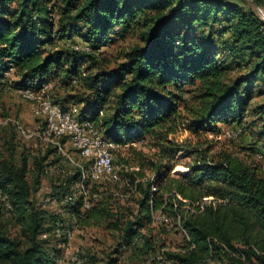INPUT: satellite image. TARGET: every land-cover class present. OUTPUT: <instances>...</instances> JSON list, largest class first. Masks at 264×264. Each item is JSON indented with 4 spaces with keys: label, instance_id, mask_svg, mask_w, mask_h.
Returning <instances> with one entry per match:
<instances>
[{
    "label": "trees",
    "instance_id": "trees-1",
    "mask_svg": "<svg viewBox=\"0 0 264 264\" xmlns=\"http://www.w3.org/2000/svg\"><path fill=\"white\" fill-rule=\"evenodd\" d=\"M250 1L264 6V0ZM251 2L59 0L54 4L53 0H0V77L13 70L14 88L36 90L59 80L66 94L50 95L53 103L64 109L82 105L79 121L94 122L119 146L148 136L157 149L146 162H139L138 170L128 173L131 181L140 180L137 194L131 198L137 208L126 205L131 200L110 194L114 184L88 181L91 206L85 208V196H74L81 171L71 165V171L64 169L61 162L66 160L56 147L47 146L45 154L33 156L26 150L18 152L17 145L5 139L9 153L0 148V197L4 199L0 206V264H51L57 258L40 235L61 229L66 240L70 227L59 216L34 206L29 199L33 185L28 181L32 172L38 186L46 169L53 166L64 174L52 184L51 196L73 203L71 217L77 225H106L118 231L115 252L120 255L130 250L140 264H158L156 255L165 247H169L164 252L167 259L199 264L207 257L209 236L228 245L236 241L251 244L264 252V173L258 166L230 153L210 156L212 144L202 147L198 142L183 148L185 155L197 157L189 170L179 178L170 173L175 166L170 158L181 151L171 134L182 127L199 139L203 133L217 134L218 123L231 118L239 121L245 115L252 85L264 82V20ZM196 29L206 30L204 41L192 39ZM120 30L135 33L138 41L125 52L122 62L104 68L98 52L111 32ZM57 39L85 44L89 50L59 49ZM232 67L235 76L230 74ZM77 86L81 91L71 93ZM257 115L263 118L264 128V105ZM49 157L53 159L49 161ZM32 161L33 168L29 166ZM145 166L152 169L154 179L145 173ZM95 192L101 195L94 197ZM177 194L190 202L210 195L227 197L228 202L211 203L191 213ZM176 204L189 240L183 236L182 245L173 247L161 238L167 233L164 228L156 231L153 212L163 209L175 215ZM4 209L18 212L25 242L10 234ZM47 216L51 217L50 227L45 226ZM248 255L255 254L250 250ZM89 260L96 261L94 257ZM225 264L239 262L227 258Z\"/></svg>",
    "mask_w": 264,
    "mask_h": 264
},
{
    "label": "rangeland",
    "instance_id": "rangeland-1",
    "mask_svg": "<svg viewBox=\"0 0 264 264\" xmlns=\"http://www.w3.org/2000/svg\"><path fill=\"white\" fill-rule=\"evenodd\" d=\"M247 1L251 2L250 0ZM53 3L58 4L59 0H53ZM15 4L13 3L12 7H15ZM252 5L264 20V6L258 7L254 3ZM204 36H206V30L196 29L191 32L193 40L202 42L205 39ZM137 41L138 37L135 33L122 30L111 32L108 41L105 42V45L98 52V58L104 60L103 67L107 69L114 68L116 64L122 62L125 52ZM56 42L59 49L72 45L71 43H64L60 39H57ZM230 69L232 71L230 74L235 76L236 73L233 72L236 71L235 67ZM8 80H15L14 75H9ZM63 86L59 80L54 79L49 90V95H53L59 91L62 95L66 94L61 90V88H64ZM191 88V85L186 86L188 91ZM73 90H70L71 93L81 91L79 86L73 88ZM251 95V100L248 106L245 107V115L242 116L241 121H238V118L237 121H233L234 119L231 118L228 122L218 123L217 128L219 132L217 134L211 132L203 133L199 139L196 134L189 132L186 127H182L179 128L178 132L170 135V139L181 145V151L173 158H170V163L175 165L170 172L171 176L175 178L181 177L184 172L189 170V165L197 160V157L193 154L185 155L183 148L184 146L197 145L198 142L203 144L201 145L202 147H206L208 145L206 143L212 144L213 149L209 153L210 156L213 154L230 153L248 164L258 166L264 173V161L258 157V155H264L263 118L257 115L260 107L264 105V82L262 80L258 84L252 85ZM77 106L80 109L82 105L77 104ZM28 114L29 116L27 117ZM7 117L20 120L30 130H36L37 126L43 123V118L34 115L30 104L17 93L10 83H7L6 87L1 88L0 91V121ZM36 117L39 118L37 119ZM29 118L35 120L30 122ZM237 128H241V132L237 136L228 135L229 132H237ZM5 139L12 140L17 145L18 152L26 150L35 156L43 155L47 151V146L43 140L37 137H24L12 125H8L7 127L0 125V148L8 154V145L5 144ZM156 152L157 149L153 147L149 137L146 136L143 141L136 140L126 146H119L116 151L117 163L126 165L130 168V171L138 170L141 166L139 162H146L148 157H152ZM52 159L53 157H49V161ZM61 163L64 169L72 170L66 161L63 160ZM29 166L33 168V161ZM144 171L148 176L153 177L152 169L149 166H145ZM61 172L64 171L58 166L49 168V171L42 175L38 186L34 185L33 173L29 172L28 174V181L33 185V191L29 198L30 201L33 202L37 209L47 211L54 216H59L65 222V226L70 227V229H67L70 234L66 232V240H64L63 230L61 229L41 233L40 238L45 241V245L53 249L57 254V258L51 264H106L109 259H115L113 264H140L139 259L134 257L130 250H124L120 255L115 252L120 242V233L118 231L110 230L106 225L87 227L77 225L74 218H72L73 216L71 217V206L73 203L70 204L66 200L59 201L56 197L51 196V186L57 181L59 174H64ZM74 193H76L75 196L78 195V188L76 186L74 187ZM2 199L0 197V206H2ZM126 205L132 206L134 209L137 208L135 198L126 203ZM4 211L3 218L9 226L10 234L13 237L21 238L25 242L24 229L18 220V212L7 209H4ZM156 225L157 223L154 224L156 231H159L162 227H157ZM45 226H51L50 216H47ZM161 238H165L167 243L173 247L181 246L184 239L182 233L174 230L163 234ZM75 256H78L77 259H75ZM92 257L96 261L92 260L91 262L89 258Z\"/></svg>",
    "mask_w": 264,
    "mask_h": 264
},
{
    "label": "built area",
    "instance_id": "built-area-1",
    "mask_svg": "<svg viewBox=\"0 0 264 264\" xmlns=\"http://www.w3.org/2000/svg\"><path fill=\"white\" fill-rule=\"evenodd\" d=\"M71 47L75 51L89 50L87 45L81 43H74ZM12 72L13 70L0 77V91L1 88L6 87L7 83L12 85V80H8V76L13 75ZM50 88V83L45 84L39 90L32 87L15 88L17 93L30 104L34 115L43 118V123L38 125L36 130H30L20 120L10 117L1 120L0 125H12L20 135L27 138H40L46 146L56 147L64 156L68 165L78 168L81 171V180L76 187L78 188V194L85 196V208L91 206V202L87 197L89 192L86 185L87 181L95 185L114 184L115 187L110 191V194L118 196L122 200H130L137 194L136 184L140 180L131 181L128 176L130 168L117 163L116 151L119 145L106 137L94 122L90 120L80 122L78 119V106L64 109L53 103L49 95ZM240 129L237 128V132H229L228 135L237 136L241 132ZM258 157L264 161V155H258ZM48 171L49 168L46 169V172ZM154 177L153 175V179ZM152 191H157L156 184L152 185ZM100 195V192H95L93 196L98 197ZM177 198L184 202L183 207L191 213L200 212L206 205L211 203L225 204L228 202L227 197L216 198L212 195L204 196L196 202L183 199L179 194H177ZM67 199H72V196H68ZM8 206L10 207L9 204ZM177 207H179L178 204L175 205V215H171L163 209L153 212L154 224L157 223L156 226H161L166 232L178 231L189 240L187 230L182 223V215L177 212ZM67 234H70L69 230ZM208 241L209 251L207 257L199 264H225L227 258H233L239 264H264V252L254 245L239 241L228 245L212 236L208 237ZM165 250H169V247L162 248L157 253V263L177 264L173 259H167L164 253ZM250 250L255 255L249 257L248 251ZM77 257L75 256V259Z\"/></svg>",
    "mask_w": 264,
    "mask_h": 264
},
{
    "label": "crops",
    "instance_id": "crops-1",
    "mask_svg": "<svg viewBox=\"0 0 264 264\" xmlns=\"http://www.w3.org/2000/svg\"><path fill=\"white\" fill-rule=\"evenodd\" d=\"M28 116H29V114L27 115V117H28ZM36 118L38 119L39 117H36ZM37 119H36V120H37ZM29 120H30V122H33L35 119L33 120V119H30V118H29Z\"/></svg>",
    "mask_w": 264,
    "mask_h": 264
}]
</instances>
